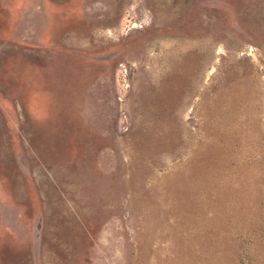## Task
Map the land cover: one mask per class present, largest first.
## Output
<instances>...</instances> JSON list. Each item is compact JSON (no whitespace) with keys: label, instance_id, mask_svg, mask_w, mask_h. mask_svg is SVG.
<instances>
[{"label":"rangeland","instance_id":"rangeland-1","mask_svg":"<svg viewBox=\"0 0 264 264\" xmlns=\"http://www.w3.org/2000/svg\"><path fill=\"white\" fill-rule=\"evenodd\" d=\"M0 264H264V0H0Z\"/></svg>","mask_w":264,"mask_h":264}]
</instances>
